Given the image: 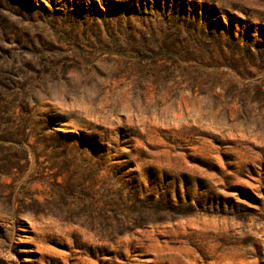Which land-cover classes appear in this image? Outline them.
Here are the masks:
<instances>
[{
    "label": "rangeland",
    "instance_id": "obj_1",
    "mask_svg": "<svg viewBox=\"0 0 264 264\" xmlns=\"http://www.w3.org/2000/svg\"><path fill=\"white\" fill-rule=\"evenodd\" d=\"M0 264H264V0H0Z\"/></svg>",
    "mask_w": 264,
    "mask_h": 264
}]
</instances>
